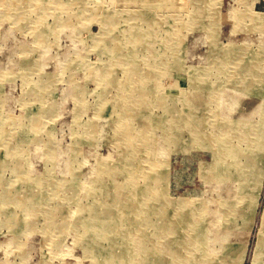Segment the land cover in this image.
<instances>
[{"label": "rangeland", "instance_id": "374dc122", "mask_svg": "<svg viewBox=\"0 0 264 264\" xmlns=\"http://www.w3.org/2000/svg\"><path fill=\"white\" fill-rule=\"evenodd\" d=\"M0 264H264V0H0Z\"/></svg>", "mask_w": 264, "mask_h": 264}, {"label": "bare ground", "instance_id": "6f19581e", "mask_svg": "<svg viewBox=\"0 0 264 264\" xmlns=\"http://www.w3.org/2000/svg\"><path fill=\"white\" fill-rule=\"evenodd\" d=\"M182 86V85H181ZM242 97V96H241ZM229 130V129H228ZM221 141V140H220ZM207 142V141H206ZM150 147H153V146H150ZM152 151H154V150H152ZM251 164V166L253 165L252 164V162L250 163ZM247 169V168H246ZM253 171V170H252ZM176 173V172H175ZM248 187V186H247ZM244 192V191H243ZM101 223V222H100ZM98 229V228H97ZM95 230V229H94ZM101 230V229H100Z\"/></svg>", "mask_w": 264, "mask_h": 264}]
</instances>
